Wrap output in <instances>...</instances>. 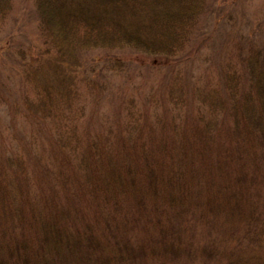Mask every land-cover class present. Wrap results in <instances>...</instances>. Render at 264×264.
Masks as SVG:
<instances>
[{"label": "trees", "instance_id": "1", "mask_svg": "<svg viewBox=\"0 0 264 264\" xmlns=\"http://www.w3.org/2000/svg\"><path fill=\"white\" fill-rule=\"evenodd\" d=\"M0 0V264H264V0Z\"/></svg>", "mask_w": 264, "mask_h": 264}, {"label": "rangeland", "instance_id": "2", "mask_svg": "<svg viewBox=\"0 0 264 264\" xmlns=\"http://www.w3.org/2000/svg\"><path fill=\"white\" fill-rule=\"evenodd\" d=\"M259 1L260 0H251V2L248 3V6L246 7V8H248V11L251 12V13L253 11H256L257 8L259 7ZM261 1H263V0H261Z\"/></svg>", "mask_w": 264, "mask_h": 264}]
</instances>
